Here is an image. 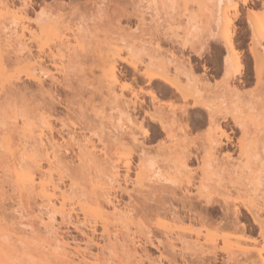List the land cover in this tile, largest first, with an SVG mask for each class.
<instances>
[{
  "label": "bare ground",
  "instance_id": "bare-ground-1",
  "mask_svg": "<svg viewBox=\"0 0 264 264\" xmlns=\"http://www.w3.org/2000/svg\"><path fill=\"white\" fill-rule=\"evenodd\" d=\"M178 2L185 6L183 37L167 32L158 35L156 27L160 25L156 20L161 15H170ZM139 4L142 11L150 13V22L154 24L149 25L148 30L154 33H149L148 40L142 39L138 44L126 40L121 33L116 38L127 51L128 64L140 77L137 88H124L118 79L115 61L121 50L115 49L116 45L110 44L111 47L102 50L101 43L96 41L94 55L90 57L100 64V83L115 109L121 107H117V101L129 104L118 110L125 114L127 122L131 121L125 132L110 118L99 117L108 128L106 135L116 143L114 150H122L124 156L113 157L109 147L108 153L102 137L98 138L102 147L97 150L94 144L69 128L67 138L61 137L58 142L53 136L50 113L43 108L37 112L30 110L17 121L19 116L16 114L15 118L14 110H6L4 106L3 109L0 104V115H6L8 125L15 128L20 124V132L30 141L13 149L9 131L0 137V189L3 183L10 187L15 196L14 206L24 213L28 229L24 236L0 224V259H15L18 264H142L130 248L137 243L135 232L140 231L146 242L151 239L150 235L156 234L158 245L165 244L166 249L162 250L166 251L161 250L157 264L177 263L173 252L178 244L181 258L184 251L210 254L219 248L224 253L225 264H264V236L261 235L264 223V188L261 187L264 180V16L258 18L253 12L246 13L251 28L247 51L253 64L254 87L243 91L251 83L249 77L243 75L244 62L235 49V31L231 26L241 4L247 8L248 0H141ZM0 5V75L9 61L5 63L3 57L10 58L6 56L9 51L3 53L4 45L15 59L25 62L29 72L27 79L38 87L42 86L44 77L53 79L55 76L43 67L45 56L55 61L54 56L61 54L54 69L60 77H65L66 67L73 58L88 57L86 50L92 43L88 34L92 31L93 37L98 35L94 25L85 20L65 27L64 33L60 32L63 22L48 9L40 23L34 25L27 13L24 10L19 13L14 4L0 0ZM188 5L191 9H187ZM248 8L246 12L250 11ZM139 20L144 23L143 17ZM160 40L178 43L182 50H189L198 58L206 45L216 42L224 57L221 63L217 56L201 64L183 65L166 56ZM33 44L36 55L29 46ZM208 63L212 66H207ZM214 69L221 70L218 81L211 73ZM225 72L229 74L227 79ZM189 74L193 77L190 83ZM113 78L119 81V92L109 87ZM5 79L0 87L1 103L2 99H8V96L3 98L5 90L7 92ZM169 80L186 92L187 97L176 93ZM106 98L104 96V100ZM166 101L179 103L183 109L182 119H170L172 109L165 111ZM129 106L132 111L139 108L140 118L127 110ZM153 115L156 119H152ZM161 117L169 127L168 132L159 122ZM134 124L141 131L140 140L132 133ZM241 124L245 132L241 131ZM153 125L156 128L152 129ZM127 135L131 137L130 147L121 143ZM242 135L245 136L243 141ZM153 142L157 144L150 146ZM68 143L77 145L74 146L78 150L80 169L75 171L60 157V149ZM130 152L137 156L134 178L130 176ZM104 177L117 187L123 186L124 190L130 187L133 192L141 193L144 199L140 208L123 205L112 197V193L99 184ZM128 197L131 198V194L128 193ZM34 206L36 215H33ZM216 209L220 216L214 220L211 213ZM58 219L60 224L80 232L86 245L93 243L100 249V256L78 246L70 247L63 233H58L54 227ZM196 223L204 229L193 231L189 226ZM38 225H42L46 235H42V227ZM214 225L220 231L209 233L208 226ZM97 228L105 243L101 247L92 237ZM228 229L233 230L234 235H228ZM241 243L249 245L241 249ZM238 255L241 257L236 259ZM196 259V264H208L209 260L204 256Z\"/></svg>",
  "mask_w": 264,
  "mask_h": 264
},
{
  "label": "rangeland",
  "instance_id": "rangeland-1",
  "mask_svg": "<svg viewBox=\"0 0 264 264\" xmlns=\"http://www.w3.org/2000/svg\"><path fill=\"white\" fill-rule=\"evenodd\" d=\"M3 3H7L8 5H13L15 8H19V6L23 3H27L29 7L25 8L24 11L28 15L29 21L32 23L34 21L35 14H37V9L44 7L45 4L48 3V0H2ZM251 1V2H250ZM141 0H51V5L48 9L49 11L53 12L54 17L60 18V20L63 22L62 28L60 29V32L65 31V27L69 28L72 27L75 23H78V21L85 20L88 24L94 25L96 28V33L98 35L96 37H93L92 31L88 34L90 41V45L88 46V49L86 50L87 58H73V62L66 67L67 71L65 73V77H60L57 73H55L54 69V63L55 61L58 62V58L61 56L60 53H57L55 55V61L52 60L49 56H45L43 58V67L45 70L49 72V74H54V78L50 77H44L42 81V86L39 88L37 84H34L30 82L27 79V74L29 73L26 66H24L25 62H21L22 60L15 59L14 56H12V52L5 48L3 45L2 48L3 53L8 52L11 53H5L6 56L8 55L9 59H6L3 57L4 62L7 61L8 64L6 66L3 73L0 75V87L3 80L4 85L7 89H10L12 86V90L10 89L7 93L5 90V95L3 98L8 96V99H2L3 103L0 102L2 105V108L7 110L8 108L11 110H14L13 113L11 110L8 114H17L15 116L17 121H21V116L28 113L30 110H35V112L40 111L42 108L47 110L50 117V123L53 128V136L58 142H61L60 138H67L66 132L67 128L72 129L76 132L77 135L80 136V138L87 139L90 143L94 144L97 147V150H99L102 147V144L98 142V138H103L104 145L106 146V151L109 153V150L111 149L113 157L118 156H124L125 152L122 150H114L115 142L113 143V139L108 137L106 135V132L108 131L105 125L100 122L99 117L106 116V118H110L111 122L118 126L119 128H123L124 132L127 131L125 128L128 127L129 122H127V118L124 113L119 112L121 108L124 109V106H127L129 104H122L121 101H117V107L121 106L120 109H115V104L111 103L110 100L106 98V89L103 88L102 84L100 83V64L97 60L91 61L90 57L94 55V48L96 41H99L101 45L99 46L105 50H107L108 46L115 47L113 45H116L115 49H120V55L116 57L115 61V67H116V73L118 76V79L121 84L128 83L131 87L137 88L138 84L140 83V77L138 74L132 70L130 65L127 62V51L124 46H122L121 42L119 40H116V38L122 36L126 40L135 41L136 44L142 39L149 38V33H154V31L148 30L149 25L154 24V22H150L151 16L148 11H145L139 7ZM187 9H191V6H186ZM244 7V6H243ZM242 7V4L240 6V11L238 17L232 21L231 29L235 31V49L242 55L241 59L244 62V76L247 75L249 77V81L251 84L247 86L246 88H243V91H251L254 87V78H253V69H252V60L248 54L247 46L249 45V37L251 33V28L247 22L246 13L253 12L252 14L255 15V17H263L264 16V0H248L247 8ZM184 9L185 6L183 3L178 2L175 6L173 11L170 13V15H161L159 20H156L159 27H156L158 35H162L161 33L167 32V33H173L179 37H183L185 30V17H184ZM246 9V10H245ZM147 12V13H145ZM143 17V24H141V19ZM117 22V23H116ZM119 22V24H118ZM168 24H171V26H168ZM118 25V27H116ZM119 26L120 28L118 29ZM170 27V28H169ZM118 30H117V29ZM154 28V27H153ZM169 28V29H168ZM122 30V31H121ZM148 30V31H147ZM120 31V32H119ZM163 31V32H162ZM121 33V34H120ZM120 34V36H119ZM111 39V40H110ZM51 41V40H49ZM160 45L162 47V51H166V56L169 58H173L178 63H182L183 65H187L188 62H198L201 64L205 59H217L222 62L224 57V52L220 48V45L218 43L211 42L209 45L205 46L204 51L202 55L198 58V55H195L194 53L190 52L189 50H182L180 48V45L178 43H172L169 41L160 40ZM113 44V45H112ZM31 46L32 53L34 55L36 52V46L35 44L29 45ZM110 46V47H111ZM116 51V50H115ZM114 51V52H115ZM49 52V51H48ZM3 54V55H5ZM47 51L45 55H47ZM218 56V57H217ZM217 57V58H216ZM17 60V61H15ZM16 62V63H15ZM20 62V63H19ZM19 63V64H18ZM17 64V65H16ZM21 64V65H20ZM11 66V67H9ZM207 66L211 67L212 63H208ZM218 67V66H217ZM200 69V67H199ZM218 71V70H217ZM217 71L214 69L211 71L213 75H215L216 81H218L221 77V70ZM2 78V79H1ZM52 80H50V79ZM63 78V80H62ZM55 79V80H54ZM6 81V82H5ZM8 81V82H7ZM8 85H7V84ZM44 84V85H43ZM10 86V87H8ZM7 93V94H6ZM11 93V94H10ZM103 96V97H102ZM105 96V100H104ZM128 97V96H127ZM9 100V101H8ZM107 101V102H106ZM6 102V103H5ZM111 104H110V103ZM124 105V106H123ZM15 106V107H14ZM114 107V109L112 108ZM128 107V106H127ZM130 110L127 109L129 112L134 113V115L137 118H140V115H142L141 111L137 107L134 111H132L131 106ZM3 108V109H4ZM41 108V109H40ZM5 110V112H6ZM17 113H16V112ZM97 111L99 112V115L97 116ZM8 112V111H7ZM100 113H102L100 115ZM108 116V117H107ZM5 118L6 115H0V137L3 136L5 133L9 131L11 135V144L13 149L21 147V145H28L30 143L29 139L26 138L21 132H20V124L14 126L8 125V120ZM140 120V119H139ZM121 126V127H120ZM11 127V128H10ZM132 127V126H131ZM10 128V129H9ZM156 128V126H152V129ZM9 129V130H8ZM12 130V131H11ZM132 133L135 134V136L139 139L140 136V130L138 128L137 124H134L132 127ZM45 134L48 135V130H45ZM60 135V136H59ZM128 136V135H127ZM127 136L123 137V140L121 143L124 147H130L131 142L127 138ZM101 138V139H102ZM127 138V139H126ZM113 140V141H112ZM140 140V139H139ZM157 142V141H156ZM151 143L150 146H154L157 143ZM73 143H68L64 149H60V157L63 159L62 161L64 163L68 164V167L74 168L73 171L80 169L78 160H77V152L76 146H72ZM112 145V146H111ZM110 149H109V148ZM63 152V153H62ZM62 153V154H61ZM134 153V154H133ZM130 152L131 159V171L130 176L132 178L135 177V165L137 161V156L135 152ZM63 156V158H62ZM106 166V164H105ZM123 170V168L121 167ZM104 179V180H103ZM1 180V179H0ZM65 182H67V178L63 179ZM109 180L104 177L101 178L99 181V184L102 183L101 187L103 186L104 189L107 188L108 191L112 193V197H116L117 200H119V203L128 205L130 207H134L136 209L140 208L141 203H143V195L138 192H133L130 190V187L128 190H124L122 187H117V184H112V182H108ZM3 183V181H1ZM1 189H0V224L1 226L8 228L10 231H14L17 234H23L24 236L27 234L28 229L25 226L26 219L24 217V213L19 212L16 210V207L14 206L15 196L14 193L11 192L10 187L6 186L5 183H3ZM9 190V191H8ZM128 193L131 194V198L128 197ZM149 204L150 202L147 201ZM33 211L35 210V206L32 207ZM4 209H7L4 211ZM217 210V211H216ZM213 213H211L212 217H215L214 220H217L218 216H220L219 210L216 209ZM36 211V210H35ZM34 211L33 215H36ZM22 213V214H21ZM21 214V215H20ZM141 215V213H140ZM55 222L54 227L57 229L58 233L62 234L67 240L66 242L71 247H77L81 250L89 251L90 253L93 252V254H96L97 256H100V249H97L96 246L91 243L86 245L85 239L83 235L80 232L75 231L72 227L65 226L63 224ZM38 222V221H37ZM39 227H42V225H38ZM193 231L197 230H203L200 224H194L193 226H189ZM208 230H210L209 233H213L215 231H220L218 228L214 226H208ZM217 228V229H216ZM43 229V227H42ZM41 229L42 235H46V231ZM228 229L227 232L228 235H234L233 230ZM20 232V233H19ZM45 232V233H44ZM224 232V231H221ZM232 232V233H230ZM100 229L97 228V231L92 236L95 240V243L98 242L99 246H104V242L100 238ZM137 233V234H136ZM135 232V242H137L134 247H131L133 249V253L136 258H138L142 264H157V259L160 256V253L164 250H162L165 244H159L158 240L155 237V232L153 235H150L149 237L151 239H148L146 242L144 240V233ZM226 233V231L224 232ZM139 234V235H138ZM227 234V233H226ZM22 235V236H23ZM137 235V236H136ZM21 236V235H20ZM155 237V238H154ZM158 237V236H157ZM139 242V243H138ZM75 244V245H74ZM178 243H176L177 245ZM234 244V243H233ZM248 243H241V249H245ZM161 245V246H160ZM249 245V244H248ZM176 247V251L173 252L175 255V261H177L176 264H184L186 261L187 264H196V257H202L204 256L206 259L208 258V264H225V256L224 253H222L219 248H217L214 253L207 254L200 253L199 250L193 253V250L190 251H184L183 257L181 258L179 253V244ZM166 249V248H164ZM162 250V251H161ZM168 250V249H167ZM88 252V253H89ZM105 252V251H104ZM170 252V250H168ZM172 253V252H171ZM189 253V254H188ZM92 254V253H91ZM164 254V253H163ZM166 254V253H165ZM178 254V256H177ZM238 254V253H237ZM104 256V255H103ZM167 256V255H164ZM224 256V257H223ZM239 257L236 259H239L241 255H238ZM180 257V258H179ZM211 257V258H210ZM151 260V261H150ZM154 260V261H153ZM211 260V261H210ZM153 261V262H152ZM156 261V262H155ZM195 262V263H194ZM174 263V264H175ZM162 264H166L165 261H162Z\"/></svg>",
  "mask_w": 264,
  "mask_h": 264
},
{
  "label": "snow or ice",
  "instance_id": "snow-or-ice-1",
  "mask_svg": "<svg viewBox=\"0 0 264 264\" xmlns=\"http://www.w3.org/2000/svg\"><path fill=\"white\" fill-rule=\"evenodd\" d=\"M49 6H52L51 5V0H48V3L45 4L44 7H41V8H38L37 9V16H36V19L32 22L34 25L35 24H39L40 23V18L43 17L45 15V11H46V8H48ZM0 7H2V5H0ZM29 7V5L25 2L23 4H21L19 6V8L17 9V11L19 13H23V10L25 8ZM27 30V29H26ZM11 67V66H9ZM228 73L225 72V78L227 79L228 77ZM161 79H163V77H161ZM189 83L191 82V80L193 79L192 75L189 74ZM169 84H171V87L175 90L176 93H179L180 96H184V97H187V93L182 91L180 87H178V85L176 83H173L172 81H167ZM109 87L110 88H115V90L117 92L120 91V84H119V81H116L114 78H113V81L109 84ZM124 88H130V85L128 83H125L123 85ZM139 91H143V89H139ZM151 95V94H149ZM153 101L154 103L156 102L155 101V97L153 98ZM166 108H165V111H167L168 109H172V112H169V117L170 119H172L173 121L175 120H178V119H182V113H183V109L180 107L179 103H176V104H173L172 102H168L166 101ZM163 107V106H162ZM212 109L209 108V112H211ZM152 119H156V116L153 115L152 116ZM160 124L161 126L163 127L164 131L165 132H168L169 131V127L167 124L164 123V120H163V117H161L160 119ZM129 123H131V121H129ZM173 127H175V123H173ZM240 128H241V131L242 132H245V128H244V125L241 124L240 125ZM180 132L181 134L183 133V128L180 129ZM169 139H171V135H169L168 137ZM245 139V136L242 135L241 136V140L243 141ZM261 187L264 188V180H262V183H261ZM7 209H4V211H6ZM261 235L264 236V223H262L261 225ZM3 255H7V253H4ZM0 264H18V261L15 260V259H8V260H4V259H0Z\"/></svg>",
  "mask_w": 264,
  "mask_h": 264
}]
</instances>
